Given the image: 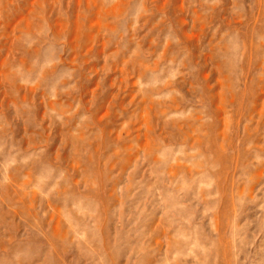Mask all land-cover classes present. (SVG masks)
<instances>
[{"label":"rangeland","instance_id":"obj_1","mask_svg":"<svg viewBox=\"0 0 264 264\" xmlns=\"http://www.w3.org/2000/svg\"><path fill=\"white\" fill-rule=\"evenodd\" d=\"M0 264H264V0H0Z\"/></svg>","mask_w":264,"mask_h":264}]
</instances>
